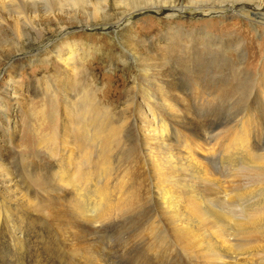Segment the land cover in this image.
<instances>
[{"label": "rangeland", "instance_id": "374dc122", "mask_svg": "<svg viewBox=\"0 0 264 264\" xmlns=\"http://www.w3.org/2000/svg\"><path fill=\"white\" fill-rule=\"evenodd\" d=\"M93 1L102 7L97 18L88 14L90 4L81 0H0V192L12 200V224L25 228L15 238L0 233V264H217L216 255L222 254L223 243L220 230L209 221L219 220L224 211H229L233 220H237L236 215L244 220L248 210L264 208V170H259L257 164L248 167L242 160L247 155L236 150L240 133L248 127L255 154L264 156V0H174L179 7L172 16L157 7L172 0ZM139 4L153 7L136 11L127 22L115 25L122 11ZM49 12L59 18L50 20ZM64 25L76 26V31L71 29L67 35L57 36ZM131 38L140 46L137 52L162 63L154 67L155 73H162L163 66L164 71L171 72L169 76L189 84H183L185 94L187 91L191 96L186 104L190 108L189 127L205 139L204 146L194 148L207 155L210 173L203 176L189 166L187 170L177 167L173 169L177 176L170 181L184 193L195 188L193 195L199 199L205 216L209 215L208 219L203 217L205 221L191 216L188 201H181L178 207L183 222L179 226V217L174 219L168 203H164L165 195L153 168L152 160L158 151L152 152L155 156L151 160L146 156L140 125L133 127L132 133L129 127H120L119 111L129 98L134 103L154 105L149 100L152 92L140 84L142 62L136 58L133 46L132 51ZM58 53L64 57L74 55L75 80L73 66L68 71L64 69ZM193 54H201L202 61L195 58L189 66V56ZM205 62L209 64L205 66ZM201 70L210 86L198 89V94L189 87ZM214 73L222 78L221 83H217ZM60 85H66L67 90ZM159 102L162 101L157 104L158 118L167 123L169 119L162 115ZM91 103H96L97 112H84L83 106ZM106 111L121 133L110 146L106 138H93L94 126L89 124L91 116ZM64 113L72 120L69 124ZM182 117V122L188 121L186 115ZM66 124L74 130H85L87 136L76 139L61 135ZM56 131L58 135H52ZM172 137L171 147L180 152L181 141ZM78 140L80 143H72ZM80 145L89 149L90 157L88 154L86 158L99 159L98 167L103 157L109 158V196L128 201L109 211L105 218L99 209L92 212L95 220L101 219L96 220L95 227L79 218L73 205H69L75 202L73 193L67 202L55 204L63 188L56 172L64 164L67 150L75 148L79 152L83 148ZM90 166L94 181L104 184L101 169ZM19 189L32 200L33 215L40 210L46 221L38 223L33 216L28 226L29 217L22 215ZM121 193H125L123 198ZM257 235L254 240L241 234L235 254L248 261L240 263L264 264V250L255 249L264 235Z\"/></svg>", "mask_w": 264, "mask_h": 264}, {"label": "bare ground", "instance_id": "6f19581e", "mask_svg": "<svg viewBox=\"0 0 264 264\" xmlns=\"http://www.w3.org/2000/svg\"><path fill=\"white\" fill-rule=\"evenodd\" d=\"M81 1L84 2L85 4L86 3L90 4L89 5L90 10H87L88 14H91L90 16L96 17L99 14V11H101L100 9H102L101 5L99 6V4H100L99 2L94 3L93 0H81ZM190 3H192V2H190ZM160 4H162V5L157 6V7H159L160 11H162V13L165 14L166 16L175 15V13H176L175 11H177V8L179 7L178 4L176 3V1H174V0L165 1L164 3H160ZM139 5H140V7L135 6V7H131L130 10L122 11L121 14H124V16L127 15V17H124V16L121 17V14H120L118 21L115 25L127 22L129 19H131V17L134 15L133 13H135L136 11H138V12L149 11V10H152L151 8L153 7V5H151L150 7L147 5H142V6H141V4H139ZM253 5H254V3H253ZM258 7H260V6L258 5ZM181 8L184 10V7H181ZM86 9H88V6L85 7V10ZM51 11H53V10H51ZM88 14H87V17H89ZM48 15H49L48 18H50V20H53V21H56L59 18L58 14H56V13L49 12ZM104 15H106L105 12H103L102 16H104ZM247 15L249 16L250 14H247ZM68 16L71 17V14L68 13ZM104 17H106V16H104ZM85 21H87V20H85ZM80 23H82V22L79 21V24ZM108 25L111 26V24H108ZM89 26L90 25L88 24L87 27H89ZM75 28H76V26H71V25L61 26L58 29L56 35L57 36L58 35H65V34L67 35V33H69V31L71 29L75 30ZM199 38H200V36H199ZM132 41H133V44L130 45L132 48V51L135 48L134 50H135L136 58H138L140 60V62H142V64H140V68H141V76H143V81L140 82V84L142 86L148 87L150 89L149 92H152V94H151V96H149L150 97L149 100L153 101L154 105H150L149 102L147 103L145 101H142L141 103H138V102L134 103L133 98H129V100L127 101V104L124 106L125 108L124 109L122 108L121 111H119L120 114L118 116H120L119 117L120 127L125 128V129L127 127H129L127 130L132 133L133 129H135L133 127L140 125V130H141V128H143V130H144V132L141 133V141L143 144V151L146 154V156L151 160L155 156L152 154V152L158 151L157 152L158 155L155 156L154 159L152 160L153 161L152 162L153 168L155 170V173H157V175H158V178L160 181L159 182L160 189L162 190V192L165 195L164 198L166 200L164 201V203H166V202L168 203L167 207L171 208L174 219H176L175 216L179 217V221H180L179 226L183 222L182 218L180 217V214H182L180 212L181 208L178 207V203L181 201H183V202L188 201V206H189V211H190L189 214L191 216L192 215L198 216V221L200 222V220H202L203 217L205 216V212L203 211L204 209H202L203 207L200 206V203H198L199 199H197L196 196L193 195V194H195V188H191L190 192L184 193V191L178 190L175 187L174 183H172L170 181L171 178L177 176V173L175 174V172H174V170H176L177 167H179V168L182 167L183 169L187 170V167L189 166V168L191 167L192 169L193 168L196 169V172L198 174L202 173L203 176H204V174L210 173L209 165H208V163L206 164V161H207L206 158H208L207 155H205L202 150L199 151V150H195V148H194V147H196V149H197V148L201 147L203 144L202 142H205V139H202V137L200 136L201 134L199 135L198 133L194 132V130H193L194 128L192 129L191 126L189 127V122H190L189 121V118H190L189 117V114H190L189 110H190V108L186 107V104H187L188 100H190L191 96L188 94L187 91H186V94L184 92L185 91L184 90L185 85L189 86V84H186V82L182 83L183 80L181 78L178 79L174 76H169L168 73H170V75H171V72L168 69H167V71H164L162 69L163 66L160 67V71H162V73H159V74L155 73L154 67H156L158 65L160 66L162 63L160 64L158 61H156L157 58L154 60V58L152 59V58L147 57V56L145 57V55H143V53L137 52V50L140 51V49H139L140 46H138L136 43H134V38H131L129 40L130 44L132 43ZM185 45H184V47H185ZM41 46L44 47L43 45H41ZM175 48H177V47H175ZM207 48L209 49V47H207ZM208 49H207V51H208ZM144 50H146V49H144ZM183 50H185V49H183ZM210 50H212V49H210ZM204 52H206V50L203 51L201 54H203ZM70 55H71V57H69V56L64 57L62 53H58V60L63 63L62 67H64V69H67V71L71 66H73V67H71V69H72L71 74H72L73 80H75L74 76L77 72V66L73 65L74 64V58H73L74 55H72L71 53H70ZM146 55H148V54H146ZM200 55H194V54L192 56L187 55L190 57L189 58V66L192 64V61L195 58L198 62L202 61V57ZM204 55H206L207 58H210L207 55V53ZM13 57H15V55ZM147 61H150L151 63L147 64ZM205 61H208V60H205ZM169 63H171V62H169ZM204 64L206 66L209 64V62H205ZM83 72H84V70H83ZM203 75H204L203 70H201L199 75L195 76V79H193V81L191 82V85L189 87L190 90L193 89L192 91L199 94L198 89H201L202 87L210 86V84H208L207 78L206 77L204 78ZM162 76H164L165 78L163 79ZM213 77L215 78L217 83H221L220 80H222V78H220L219 75L214 73ZM63 78H64V76H63ZM42 81H44V80H42ZM183 84H185V85H183ZM60 86H61L63 91L67 90L66 85H64V86L60 85ZM10 90H11V88H10ZM52 91H55V90H52ZM6 94L10 95V92H8ZM65 94H67V93L65 92ZM67 96H65V97H67ZM72 96L76 97L75 95H72ZM160 100L162 101V103L159 102L160 106H161V113L163 116H166L169 119V121L167 123L161 122V120H159L158 115H157V110H158L157 104H158V101H160ZM80 108H81V106L78 109L80 110ZM83 110H85L84 112H91V111L93 112L94 111V113H95V112H97L98 107H97L96 103L95 104L91 103V104H88L87 106L84 105ZM183 115H186V120H188V121H185V120L183 122L181 121L182 120L181 117ZM67 116H68V114H65V117L67 118V124H69V121H72V120H69ZM161 119H163V118H161ZM171 122H173L174 124ZM67 124L65 125L64 129L61 128V130H60L61 135H64L65 137H76V139H79L77 137H80V136L81 137L87 136V133L85 132V130H82V129L81 130H74L72 128L73 126L68 127ZM89 124L90 125L92 124L94 126V131L92 133V136H94L93 138H96V139L106 138V140H108V141L110 140L109 146L111 145L113 139H115L117 137V135L120 133V127L116 124H113V119H111V117L108 115L107 111L104 113H99V114H95V115L91 116ZM177 124L179 125V130L176 132V125ZM57 132L58 131L54 132V134H52V135H54V136L58 135ZM123 132H125V131H123ZM250 133H251V130H249L248 127L243 129V131L240 133V135L238 137L237 142H239V144L237 146H239V147H236V150L240 149L241 153H245L247 155V156H243L242 160L244 161V163H246L248 165V167L257 164L259 167V168L258 167L257 168L259 170L261 168H262V170H264V156L262 157V155L259 153L255 154L256 153L254 150L255 146L253 145L254 141L251 140ZM127 134H129V133H127ZM120 135H121V133H120ZM173 135L176 136V138H175L176 141H177V139H179L181 141V146H179V147H181L180 152L171 147V141H172V139H174L172 137ZM54 136H51V138L52 137L54 138ZM87 138H89V137H87ZM80 140H78V142L74 141L72 143H74V144L80 143ZM174 145H176V144H174ZM80 146L83 147L82 145H80ZM203 146H204V144H203ZM85 147H83L82 150L79 152H78V150H75V148H69L67 150V157L64 161V164L61 165L62 167L59 165L61 168H58L56 173H57V176L59 177L58 183L60 186H63V188L61 189V192L58 191L60 194H59V196L57 195L58 199L56 200L55 204L56 203L60 204L59 202L62 203V200L64 203V201H66L70 197V195L73 193L75 195V202L80 203V204L74 205L75 202L73 204L70 202L69 205H73L72 209L76 210L78 217L81 216L82 218H84L85 219L84 221H86V223L90 227H95L97 221L101 220L99 217L104 215V218H105V214H107L109 211H111L112 209H114L116 207H120V206L126 204L128 201H126L123 198V195H125V193H123V195L121 193V196L123 199L118 198L116 200L115 199L112 200V197L109 196L110 195L109 189L111 190L110 185L109 186L107 185V183H109V181H110V173L108 172V170L110 169L108 167V165L110 163L109 158L108 157H105V158L103 157V159L101 158L102 159V162H101L102 165L98 167L99 159L92 160L93 158H90V159L86 158L88 156V154L90 157V153H89V149L87 147L86 148ZM77 148H79V145H77ZM105 152H107V151H105ZM91 164H94L96 169H98V168L101 169V172L104 174V177H105V178L103 177L104 184L98 185L99 182L96 183L94 181L93 175L91 174L93 172L88 170V169H91V166H90ZM174 164L176 165L175 168L172 167ZM0 168H2V167H0ZM3 168H5V167H3ZM2 170L3 169H1V171ZM253 170H255V169L253 168ZM255 171H257V170H255ZM177 172H178V170H177ZM235 175L237 176V174H235ZM101 176H103V175H101ZM198 176L200 177V175H198ZM205 176H207V175H205ZM231 176H233V175H231ZM7 178H8V176H7ZM13 180H15V179H13ZM7 182H9V181H7ZM232 187H234V185ZM58 188L60 190V187H58ZM192 189H194V191ZM41 190H45V188L44 189L42 188ZM224 191H225V194L228 195V186H225ZM116 192H115V194H116ZM46 193L48 195V189L47 188H46ZM219 193H221V192H219ZM43 194L45 195L44 192H43ZM41 196H42V194H41ZM48 196L47 197L43 196V199L48 198ZM54 196H56V195L54 194ZM19 197L21 199V203L22 202L24 203V204L22 203L24 205V207L22 206V204L20 205L22 207V210H23L22 215L24 218H27V216L29 217L28 219H26V222H29L28 226H30V220H32L33 216H36L33 219L38 220V223H41V221L47 220L45 218V216L43 217V214H41L42 211H40V210H39V212H37V215H33L35 212V210L33 209V206H32L33 203H32V200L28 197V194L26 192H23V190L20 191V189H19ZM72 198H73V196H72ZM255 198H256V196H255ZM6 199L7 198L3 197L2 192H0V233H3V234L7 233V234H10L11 236H13L15 238L16 233L17 232H18V234L24 233L23 230L25 228L22 226L18 227L15 224H12V222H14V220L11 218L12 216L10 213V211H11L10 201H12V200L8 201V199L7 200ZM55 199H56V197H55ZM224 199H225V197H224ZM13 201H14V199H13ZM235 205H236V203H235ZM257 205H259V204H257ZM65 206H67V205H65ZM98 209H99L101 216L98 217V219H100V220L96 219L97 220L96 221L92 217L93 216L92 212L95 213V211H97ZM37 211H38V209H37ZM89 212H91V214ZM247 212H248V215L246 214L247 215L246 218L244 216V220L240 219L241 216L238 218L239 215H236L237 216V220L235 219L236 222H235V220H233L234 217L232 218V215L230 214L229 211H224L222 214V217H220L219 220L216 219L215 222H213L212 220L209 221L212 224V227H214L215 229L217 228L218 231L220 230L219 231V233H220L219 239H221L220 242L223 243L222 244V248H223L222 254L220 256L216 255L217 257H219L217 259L218 260L217 264H219V263H221V264H245L243 262L248 261L247 257L243 256L244 259L241 260L240 258L242 257V255L239 257V255L235 254L237 252V248L235 251V246L241 241V238H240L241 234H242V236H244L246 234V236H248V237H254L257 234H259L261 236L264 235V208L256 207V208L248 210ZM38 213H40V214H38ZM111 214L112 213H110V215ZM106 217H108V216H106ZM208 218H209V215L206 214L205 219H208ZM230 218H232V221L230 220ZM205 219H203V220L205 221ZM213 220H215V219H213ZM239 221H240V223H239ZM242 221H244V222H242ZM258 222H260V223H258ZM201 224H203V223H201ZM212 231H214V230H212ZM240 232H241V234H240ZM239 234H240V236H239ZM178 235H179V233H178ZM261 236H260V238H261ZM20 237H21V235H20ZM260 238H258L257 240H259ZM255 239L256 238L254 237V240ZM260 241H261V245L255 248L257 252H261V250H264L263 249L264 239H262ZM254 243H256V242H254ZM238 252H240V251H238ZM247 255L249 256V254H247ZM250 258L252 260L253 255H252V257L250 256ZM250 258H249V261H250ZM240 261H243V262L240 263ZM210 264H211V262H210Z\"/></svg>", "mask_w": 264, "mask_h": 264}]
</instances>
